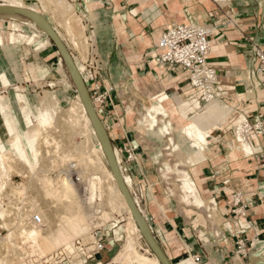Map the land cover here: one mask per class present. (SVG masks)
Listing matches in <instances>:
<instances>
[{
  "label": "crops",
  "instance_id": "0c3cea01",
  "mask_svg": "<svg viewBox=\"0 0 264 264\" xmlns=\"http://www.w3.org/2000/svg\"><path fill=\"white\" fill-rule=\"evenodd\" d=\"M90 1V4L95 6L93 11L96 12V18L105 33L100 37L108 45L107 56L97 54L100 59L98 61L101 62V70L96 69L94 72L100 74V77H102L101 73L104 72V68H117L116 64L122 63L123 72L126 73L124 76L133 77L139 94L150 99L152 95L165 92L171 98L174 96L172 99L176 105H179V100L183 99L182 104L177 106L179 110L185 108L187 112L192 113L200 108L198 102L200 91L191 86L189 74L181 67L158 65L155 62L156 44L163 31L176 23L194 22L210 25L220 22L218 31L212 39L210 61L221 71L219 80L225 91L223 100L233 104L237 108V113L242 111L248 117L261 115L264 119V105L258 100L243 95L245 91L241 92L237 84L240 80L241 66H243V53L240 52L244 43L242 37L245 39L249 35L256 37L258 30L256 17L245 15V18L237 20L241 27L238 29L228 21L229 17L232 18V14L228 15L227 12L232 9L228 11L222 8L216 0H159V4H146L149 0ZM81 9L85 11L83 7ZM39 10L59 30L49 15L42 8ZM10 23L8 17H0L2 37V41L0 40V79H2L4 68L10 80L9 83L13 84L18 82V75L21 72H18V68L20 67L11 65L2 58V42L9 43L7 32L10 31ZM9 33L11 34V31ZM47 35L50 43L38 51H34L30 45L27 56L22 57L25 63L22 74L30 78L29 81L33 76L40 83L45 84L53 81L52 78L57 76L60 83L61 80L64 81L67 78L68 67L58 44L50 34ZM62 42L69 45L65 38ZM96 84L92 80L93 89ZM22 90L24 94L8 91L0 84V102L7 106L10 104L7 112L18 129L19 126L26 124L24 123V112L18 103H6L5 99L11 100L13 96L20 94L26 95L32 101L35 95L30 92L29 85L23 86ZM76 90L78 91L77 87ZM113 90V88L110 89V101L106 103L107 107L104 106L106 108L103 110L107 114L106 123L110 142L116 147H121L120 150L125 152L128 164L124 163V169L141 185L140 202L146 211L147 222L172 264L192 259L195 254L202 255V264H235L237 258L242 259L247 253L255 252L262 246L264 248V136H251L248 141L253 151L246 153L242 147L237 149L233 135L227 132L226 127L229 120L226 123L218 121L207 129L213 135L214 131L216 133L213 139L209 140L204 152L200 153L195 148V152L201 159L196 162L195 167L189 169V173L204 198L213 200L217 207L223 221L218 235L215 230L210 231L208 219L201 211L191 209L192 211L183 215L176 209L170 208L168 202L164 204L165 198L159 187L162 183L155 175L154 168L148 167L144 160L147 154L149 156V152L146 151L139 135L132 133L128 123L120 118L119 112L121 113L123 107L118 99L119 93ZM53 92L60 100L66 97L65 91H61L60 88ZM193 97L197 99L187 100ZM168 102L167 97L160 98L155 104L157 110L155 112H159V109L163 107H171ZM223 124L224 126L221 127ZM169 126L170 124L165 125L168 131ZM7 132L4 114L0 108V136L6 137ZM97 139L100 142L102 156L108 157L99 134ZM189 141L191 147L194 148L196 140L189 139ZM232 142L233 144L230 145ZM116 163L119 168L117 160ZM111 167L113 168L112 165ZM150 187L154 189L152 196L148 192ZM162 205L166 208L164 209ZM202 232L210 239V247H207L200 239ZM172 237L180 239L182 250L178 254L171 252L173 247L176 248ZM240 242L244 245L245 255L238 250Z\"/></svg>",
  "mask_w": 264,
  "mask_h": 264
},
{
  "label": "rangeland",
  "instance_id": "374dc122",
  "mask_svg": "<svg viewBox=\"0 0 264 264\" xmlns=\"http://www.w3.org/2000/svg\"><path fill=\"white\" fill-rule=\"evenodd\" d=\"M9 1L10 0H0V3H7ZM17 1H20L21 3L23 2L22 5L24 4V6L25 5L27 6L26 7L27 8V12H26L27 15H25V16H23V15L22 16L21 15L20 16H12L11 15L10 16L8 14H1L0 13V17H8V21L11 22L9 24V27H10L9 29L11 31V34L9 33L10 31L7 32V35H8L7 41H9V43L4 44L2 42V47H3L2 58H3V60H7L8 63H10L9 60L6 58V55H5V46L11 45V44L16 45L18 48V51H19L18 60L20 63L18 66V67H20V68H18L19 69L18 72H20V71L21 72L18 75V82H14L13 84L9 83L10 80L7 77L6 71L2 72V79H0V84H2L4 89H6L8 91L9 90L14 91V92L16 91V93H20V94H24L23 90H22L23 86L25 87L28 84L29 88L31 90L30 92L35 95L32 98V101L28 97H26V95H18L16 97L13 96V98L11 100L5 99L6 103H8V102L18 103V106L21 108V110L22 111L25 110V112H24L25 117H27L28 112H30L29 115L32 114V118L35 115L38 119H39L38 116H39L40 112L47 114L46 119L49 120V123L47 125H45L46 127L43 126L45 128V130L43 132L39 129L41 132L38 133V135H40L38 137V139L40 138L39 139L40 143H39V141H38V143H39V145H41L40 148L43 150V152L41 150V152H42V155H41L42 161L41 162L42 163L41 162L40 163L42 165H40V167L42 166L41 168L44 167L46 170L44 173L39 172V175L42 174L45 177H50L51 179H53V177L55 178L59 173L60 168L58 166H60V167L62 166L64 168H67L68 159H67V162H66V160L63 161L62 155H68V154L71 155L73 153L71 150H74L73 147L76 145V143H78V142L82 143V141H81L82 140L81 139L82 134L85 135V136L83 135L84 138H83V136H82V138L85 139V141L87 140V142H85L86 147H87V145H90V147H91L90 149L93 153L97 152L96 151V150H98L97 147H99L98 145H100V142L97 139V135H98L97 127L98 128L103 127L106 130L108 141L110 140L108 125L106 123L107 114H105V112H103V110H104V108L107 107L106 103L110 101V97H111L110 89L113 88L114 90H116L119 93L118 99L121 101V107H123V110H121V113L119 112L120 118L123 119V121L125 120V123H128V125H129L128 127L131 129L132 133H137L139 135V139L141 141H143L146 151L149 152V156H147L148 155L147 154L146 157L144 158V160H145V163H147L148 167L150 166V167L154 168V170L156 172L155 175L158 177L159 181H161V183H162V184H160L159 187H160V190L162 191L163 198H165L164 204L166 202H168V206L170 208L176 209L178 212H180L183 215H185L188 211H192L191 209H196V211H201L202 213H204L206 215V217L208 219L210 231L215 230L216 234L219 235L218 230H219L220 226L222 225L223 221H222V218L220 217V214L217 210V207H216L214 201L204 198V196L200 193L198 187L196 186L197 187V195L203 201V203H196V200H195L196 196L189 194L188 191L186 190V188L184 187V183L186 182L185 181L186 178L192 179L190 176V173H189V169L191 167H195L196 162H198L201 159V157L198 155V153L195 152L196 151L195 148L191 147V145H190L191 142L189 141V139H193V140H196V139L194 137H187V135L181 131L183 124H179L177 122V119H175V118H177V116L180 115V110L177 111L178 108L176 107V109L172 110V112L173 111L174 112L171 115H166L164 112H161V111H159V112L151 111L148 107L149 106L148 104L150 103V99L146 98L143 94H139L137 92L136 81L133 79V77H128V76L125 77L124 76V74H126V73L123 72L122 63H117L116 64L117 68H111V69L104 68V70H103L104 72L101 73L102 77H100L99 76L100 74H98L97 72L96 73L94 72L96 69H98L97 71L101 70V67H100L101 62L98 61L99 57L97 54L102 55L103 57L107 56V48H108V45L105 44V40L102 37H100L105 33L103 32L102 26H100V22H99L98 18H96V14H95L96 12L93 11V9L95 8L94 4H90V2H91L90 0H62L63 4L60 7L59 4H56V2H54L53 0H30L29 2L26 0H17ZM52 1L56 5L51 4ZM152 3L155 4L156 1L155 0H149L146 2V4H152ZM216 3H218L219 6L221 5L222 8H224L228 11H230L232 9L230 12H227V13H228V15H229V13L232 14V18L235 21H237L241 18H245V15H248L247 17H256L258 20V23H257L258 30H257L256 37L254 36L255 37L254 39L262 47L264 46V0H226V1L225 0H223V1L216 0ZM82 7L85 9V11H82V9H81ZM39 8H42V10H44V12H46L49 15V18H51L54 21V25H56L59 30H57L51 24V22H49V20L41 12V10H39ZM30 10H34V12L33 13L28 12ZM77 11H79V13H77ZM35 12L40 13L42 15V18L45 19L48 23H50V26L55 30L56 34L59 36V38L61 40H63V38H65V41L68 42L69 45L65 44V46L68 50V53L71 56V58H68L69 67H71V69L73 71L75 70V72H74L75 76L77 73L78 77L76 76V78H77L78 82L81 83V86H83V89H85V92H82L80 94V92L76 90V86H75V83L73 81V78H71V74L69 72V69L67 72V74H68L67 78H65L64 81L61 80L60 83L58 82L57 76L53 77L55 79L52 78L53 81H50V82L45 84V83H40L38 81V79H36V77H33V76H31L32 79H31V81H29L30 78H28L27 76L22 74L23 73L22 69L23 70L25 69V66H24L25 63H24L22 57L27 56V53H28L27 51H29V49L31 48L30 45L32 46L34 51H38V50L44 48L47 43H50L49 36L47 35L48 30L46 29L48 27V24L46 23V21H45V23H43L44 21L42 19H36L34 16H32V15H35L34 14ZM242 15L244 17H241ZM71 17L73 18V20L75 22L71 19ZM69 18L71 19V21ZM78 19H80L81 21ZM13 22H16L18 24L14 25ZM68 22H70V23H68ZM44 24H45V26H44ZM70 24H72V25L69 26ZM15 26H17V27H15ZM76 37H78V38L76 39ZM90 38L92 39V41L89 40ZM0 40L2 41L1 34H0ZM242 40L244 43L241 46L240 52L243 53V56H242L243 57V64H242L243 66H241L242 70H241L240 76H239L240 80L237 82V84L239 86V90L241 92L245 91V93H243V95H245L251 99L258 100V101H260V103L262 105H264V87L261 84L258 77H256L250 69L252 49H251V47H249L246 44L247 39H245V37H242ZM82 41H83V43H82ZM92 52H94L96 54V56L92 55ZM97 63L99 65H97ZM92 80H94L97 83L95 85L94 89H93V86H91ZM241 86H243V88H240ZM58 88H60L61 91H65L66 97H64V100L63 99L60 100L59 97L56 95V93L53 92V90H55V89L57 90ZM86 89L88 90V92L86 91ZM39 91L41 93H38ZM88 93H89V95H88ZM195 99H197V98L196 97L187 98L188 101H193ZM218 99L220 100L221 108L222 109L227 108V110H229L228 118L221 120V123H226L229 120V124L226 127L227 132H231L230 135H233V138L235 139L236 147H242L243 148L242 142H240L239 138H238L237 127H239V121L241 122L245 118L250 120V117H248L242 111L237 113L236 112L237 108L233 104L227 103L222 98L218 97V98L213 99L212 101H210L208 103H200L201 107L192 111V113H190L189 115H191V114L195 115V113H197V112H203L204 108L207 105L214 102V100H218ZM221 100H223V102ZM0 104L4 105V103H2V102H0ZM72 104H73V106L75 104H77V105L82 104V106H80L82 108H79V110L81 109L83 114L81 115V112L77 109L78 108L77 105H75V108L77 109V112H76V109L72 108L73 107ZM5 106H7V105H5ZM8 106L10 107V104H8ZM69 106H70V108H69ZM104 106H106V107H104ZM0 107L3 108L2 106H0ZM7 108L8 107H6V109L3 108L1 111L4 112V113L2 112L4 114V119L7 120L6 119V115H7L8 120H10V122H11L13 119L11 117H9L10 114L7 112ZM66 108L67 109L69 108V109L66 110ZM52 109H53V111H52ZM73 109L75 110V113H77V114L80 112V114H78L79 116L81 115L79 117L80 120L82 118L81 121L86 122L85 128H84V123H83V129L85 131L88 130V132H89L88 135L85 131H82L83 129L80 130V128H77L78 131H76V133L72 132V131H74V128H71V125L73 124V120L70 117V115L74 113ZM69 110H71L72 113L69 112ZM65 111H68L67 114H69V115H67L65 113ZM26 112H27V114H26ZM54 112L57 114H55ZM91 114L93 115V117ZM66 115L69 117H67ZM96 115L98 118L96 117ZM182 115L187 116L185 114H182ZM53 116H54V118H53ZM254 117H258V115L254 116ZM64 118H67V119L70 118L69 120H72V121L69 122V120H66ZM38 119H36V120L33 119L34 125H39V123H37V121H40V119L39 120ZM84 119H85V121H83ZM92 119H94L96 121H94ZM251 119H253V118H251ZM24 121H25L24 123H26V124L19 126V129L21 130V133L23 134V136L25 138L27 136V133L29 132L28 126H27V125H29V120L24 118ZM27 122H28V124H27ZM95 122L97 123V125ZM98 122H99V124H98ZM215 122L217 123V121H215ZM12 124L15 127H17L16 124H14V121H12ZM100 124L102 126H100ZM166 124H170L169 131L165 129ZM68 126H70V128ZM223 126H224V124L221 125V127H223ZM40 128H41V126H40ZM86 128H88V129L86 130ZM70 129L71 130L73 129V130L71 131ZM162 129H163V131L161 132ZM42 130H43V128H42ZM77 132H79V135ZM81 132H85L86 134L81 133ZM44 133H46V134H44ZM215 133H216V131H214V135H215ZM41 134L42 135L44 134V136L42 137ZM47 134H48V136H47ZM214 135L211 134L210 140L213 139ZM255 135H256V133L254 132V133H252L251 136H255ZM45 136H47V138L50 140L48 141ZM50 136L52 139L50 138ZM87 136H89L90 139H86ZM4 139H5V137L0 136V142H3ZM6 139L11 140V136L8 137L6 135ZM8 140L5 141V143L11 142ZM245 140L247 142H249L248 139H245ZM86 143H88V144H86ZM232 143H230V145H232ZM110 145L112 147L113 154H114L116 160L118 161V166H119L118 172H117V170L116 171L113 170V168L111 167L112 163L110 162V160L107 156L106 157L103 156V160L106 163V165L109 167V170H112L111 176H113L115 178V180L119 183L118 185L120 186V189H122L121 191H123L124 195H127L126 196L127 199L129 196H130V198H132L135 206L138 208V210L140 212V215H142L141 217L144 218V220H146V223H148L147 222V216L145 213L146 211L144 210V207H143L142 203L140 202V194L142 193L141 185L138 184V182H137L138 180L133 179V175L130 176L129 173H127L124 169V163L128 164L127 158L125 156V152H122L120 150L121 147H116L112 143H110ZM129 149H130V147H129ZM88 150H89V148H88ZM88 150L86 148L87 152H89ZM99 151L101 152V150H99ZM64 152H65V154H62ZM66 153H68V154H66ZM106 155H108V154L106 153ZM58 156L60 157L59 161H58V159H59ZM106 158L108 159V161ZM6 159H7V163H9V164H7V166L11 165L10 167H8V170L10 169V178L7 179L11 183H9L6 180V178L4 179L5 181L3 180L4 185H6L7 188H6V191H5V189L3 190L4 194L2 193L1 207L0 208H2V210L4 208L9 210V208H10V210L7 212V210L4 209L6 211V212H4V214H5L4 216H1V214H0V237L1 238L7 237L4 235L8 234L7 232H9V228L10 229L12 228L11 230L13 231L14 229H17V228L21 229L20 227H22L23 224L26 225L28 222H29V224H27V225L33 224V223H31V218L34 215L32 213H34V212L38 213V211L33 210V212H28L29 214L27 213V216L25 214L22 215L23 212L20 213V211H23V210H21V203L22 202L27 203L30 207L31 206L30 205L31 204L30 198L38 197L36 199L39 200V198L41 197L40 195L42 194V198H40V199H44L46 201V202H44V200H41V201H43V202H41L42 206H44L46 203H48V205H49V206L47 204L45 205L47 207L46 209L42 207L43 210L48 212V208L50 209L53 207L52 209H50V211L54 212L53 209L58 208V210L57 209L55 210L56 212H54L53 215H55L57 212H58V214H62L59 212H62V210L64 211V207H65L64 205L66 202L65 201L66 197H63V196H61L63 199H61V197L57 196V198L61 199V202H60V199H58V201H55L57 198L53 194H52V196H54V197H52V198H51L50 194L48 196H44V195H47L48 193L45 194V192L43 191L45 189H42L40 187L42 182L37 177L36 178L40 181V184L37 183L38 181L37 182L35 181V182L38 184L39 190L37 189L38 188L36 186L37 184L36 185L33 184V186L34 185L35 186L34 187L32 185H31L32 187L30 186L31 191H29L30 190L29 189L28 192H25V193L23 192V194L21 193L19 197H18V195L16 196L14 194H13L14 196L11 195V192L13 191L14 187H18V186H21L23 184L26 185V182L28 184L29 183L28 181L30 179L28 177H26V174H25L28 171L27 168L25 167V165H23L21 163V161H19L18 158H15V157L9 155V156H7ZM6 159H5V161H6ZM61 161H62V163H61ZM63 162L66 164H64ZM54 163H55V165H53ZM59 163H61V165H58ZM75 163H77L76 158H75ZM95 172L96 171H92V173H91V172L86 171L85 173L86 174L88 173L87 176L89 178H91L92 176H95V177L98 176V177L102 178V180H104L102 174L96 172L98 174L97 175ZM86 174H85V176H86ZM28 176L29 177L32 176V173H30V175L28 173ZM87 176H86L87 179L85 178L86 180L82 179V181L84 183L79 184L80 181H78V189L79 190L77 191V193H78L77 196L80 194L79 196H81V197H78L79 202L82 203V208L85 207L84 211H86V213L88 214V219H89V221H91V224H92L94 222H99L97 220L98 219L100 220V216L103 214L104 211H108L109 208H108L106 201H105L104 189H102V188L96 189V193H97V199L95 201L96 203L95 204L91 203L88 205L89 196L91 195V192L93 190H90L92 188L89 186L90 183H89V181H87L89 179ZM95 177H92V178H95ZM36 178H34V179H36ZM27 179H29V180L27 181ZM120 179H122L121 182H119ZM6 182H7V184H6ZM33 182H34V180H33ZM81 184H82V186H81ZM42 185H43V183H42ZM12 186H13V189H11ZM10 189H11V191H10ZM38 191H41V193L38 194ZM33 192H34V194H33ZM148 192H149L150 196H152L154 194V189L150 187ZM101 195H102V197H101ZM24 197H26V198H24ZM47 198H48L49 202H47ZM54 198H56V199H54ZM84 198H85V200H84ZM50 200H52L51 201L52 203H50ZM39 202H40V200H39ZM62 202L64 204H62ZM104 202H105V204H104ZM137 203H139V204H137ZM93 204L95 206H93ZM62 206H64L63 209H62ZM162 206L164 209L166 208L164 205H162ZM213 206H215V207H213ZM91 209H93V211ZM12 210L15 212L13 213ZM89 211H90V213H89ZM19 213H20V215L24 216V218L26 217L25 218L26 221L21 220V219L17 220ZM111 213L113 214L115 219H112V220L110 219V221H106L104 223L102 222L101 224L104 226L103 228H105L106 231H108L109 235L112 234V232L114 230L116 232L119 231V234L121 235L120 236L121 239H120L119 244L117 246L111 245V244H109V246H107L108 249H110L109 250V252L111 254L110 257L114 258V256L120 250L123 249V246H124L125 241H126L127 233L129 234V232H131V231L134 232L135 224L133 226V224H131L132 222L128 223V221H130V219L128 218L129 214L127 212L112 211ZM13 214H15L14 217L12 216ZM89 215H91L92 217ZM28 216H29V218H28ZM92 218H94V219H92ZM142 218H140L141 222L143 221ZM95 219H96V221H95ZM101 219L104 221L103 217H101ZM134 219H135L134 221L136 222L137 226L140 228V230H142L141 227L138 225V221H137L135 216H134ZM93 220H94V222H93ZM5 223H6V225H5ZM142 223L144 224V222H142ZM101 224H99V225H101ZM129 224H130V227L128 226ZM126 226H128L129 228H127ZM13 227H15V228H13ZM97 227H99V226H97ZM148 227L151 231H153L149 224H148ZM90 228L94 229V224H92V227L90 226ZM18 229L15 231H18ZM20 234H21L20 230L18 231V233L17 232H14V234L12 233V236H15L13 238V241H14V245H12L13 247L10 245V242L8 244V243L4 242L5 240L4 241L1 240L2 242L0 241V245H1L0 247L3 246L2 247L3 249L9 250L12 247V249L8 251L9 254H7L8 252L6 253L7 255H9L5 259L7 264L8 263L9 264L10 263L11 264H13V263L14 264H21V263L27 264V258L26 257H29V256L36 254V253H39V252L33 251L34 247L31 245H33L34 243L31 240L29 241V239L25 242V238L23 240L24 236H22V234L20 236ZM134 235H136V236H134V240H135V242H137L136 243L137 246L135 248L140 253L145 254L149 257H153L154 255L153 256L150 255V253H149L150 251L147 252V250H146V249H149L147 246L146 239L144 237L143 238L139 237L140 235L138 236L137 233ZM153 235H154V233H153ZM86 236L89 237V235H86ZM16 239H17V241H16ZM200 239L202 240V242L207 247H210V244H211L210 239H208V236H205L203 232L201 233ZM14 246H16V247L14 248ZM17 246H19V248ZM261 248H263V246L260 247L259 249H256L255 251L260 250ZM136 249H135V251H137ZM263 249H261V250H263ZM180 250H182V248ZM51 251H53V250H51ZM151 251H152V249H151ZM11 252H14V254ZM15 252H16V254H15ZM47 253H50V251H47L46 254ZM20 254H22V255H20ZM39 254L43 255V253H39ZM249 256H250V253H247V255L245 257L243 256L242 259L237 258L235 264H247L249 261ZM8 261H10V262H8ZM125 262H127V261H125ZM186 264H195V263H194L193 259H191V262L188 260V261H186Z\"/></svg>",
  "mask_w": 264,
  "mask_h": 264
},
{
  "label": "bare ground",
  "instance_id": "6f19581e",
  "mask_svg": "<svg viewBox=\"0 0 264 264\" xmlns=\"http://www.w3.org/2000/svg\"><path fill=\"white\" fill-rule=\"evenodd\" d=\"M54 2H56V4H59V6L61 7L62 6V4H63V1L62 0H53ZM53 1H52V3L51 4H54V5H56L55 3H53ZM156 1V3L155 4H159V0H155ZM221 1H223V0H221ZM226 1V0H225ZM51 2V1H50ZM23 3V2H22ZM22 3L20 2V1H17V0H10L9 2H7V3H0V9H6L5 10V12H3V13H1V14H8V15H12V16H25V15H27L26 14V12H27V6L25 5L24 6V4L22 5ZM58 6V5H57ZM58 6V7H59ZM28 12H31V13H33L34 12V10H30V11H28ZM7 15V16H8ZM74 16V15H73ZM159 18V17H158ZM70 19V18H69ZM71 19L73 20V18L71 17ZM71 19H70V21H71ZM75 19V18H74ZM78 20H80V19H78ZM74 21V20H73ZM77 21V20H76ZM81 21V20H80ZM166 21V20H165ZM75 22V21H74ZM78 22V21H77ZM14 23V25H17L18 23H16V22H13ZM67 23V22H66ZM68 23H70V22H68ZM72 24H70L69 26H71ZM15 27H17V26H15ZM14 28V27H13ZM72 28V27H71ZM71 30V29H70ZM73 34V33H72ZM78 37H76V39H77ZM75 39V38H74ZM76 41V40H75ZM80 41V40H79ZM81 42V41H80ZM85 42V41H84ZM82 43H83V41H82ZM82 45V44H81ZM5 55H6V58L9 60V62H10V64L11 65H19V62H18V57H19V51H18V48H17V46L16 45H14V44H11V45H7V46H5ZM226 64V63H225ZM2 72H5V69L3 68V70H2ZM80 88H81V90H82V92H85V89H83V86H81V83H80ZM240 88H243V86H241ZM150 93V92H149ZM153 94V93H152ZM20 95V94H19ZM162 97H167L168 99H169V102H168V104H170L171 105V107H163V109H159L160 111H162V112H164L166 115H171V114H173V112H172V110L173 109H176V107L177 106H180L181 104H182V101H183V99H181V100H179V102H178V104L179 105H176V103L173 101V97L171 98L168 94H166L165 92H162V93H160V94H155V95H152L151 97H150V103L148 104L149 106V109L151 110V111H157L156 110V107H155V104L159 101V99L160 98H162ZM21 98V97H20ZM80 100V99H79ZM222 102H223V100H221ZM81 102V101H80ZM75 103V102H74ZM73 103V104H74ZM73 104H72V106H73ZM79 104V103H78ZM200 104V103H199ZM71 105V104H70ZM75 105H77V104H75ZM75 105L72 107V108H75ZM0 106H2L3 108H5L6 109V107H8V106H5V104L3 105V104H0ZM80 106H82V104L81 105H77V109L79 110V108H82V107H80ZM56 107V106H55ZM200 107H201V105H200ZM225 107V106H224ZM1 108V107H0ZM3 108H1V110L3 109ZM69 108H70V106H69ZM68 108V109H69ZM25 109V108H24ZM27 109V108H26ZM67 108H66V110H68ZM76 109V108H75ZM77 109H76V112H77ZM172 109V110H171ZM72 110V109H71ZM71 110H69V112H71L72 113V111ZM10 111V110H9ZM52 111H53V109H52ZM56 111V110H55ZM73 111H74V113L73 114H71L70 115V117L72 118V120H73V124L71 125V128H74V131H72L71 129V131L73 132V133H76V131H78L77 130V128H80V130L81 129H83V123H84V128H85V123L86 122H82L81 120H82V118H81V120H80V116L83 114L82 113V111H81V109L79 110L80 112H81V115L79 116L78 114H80V112L77 114V113H75V110L73 109ZM91 111V110H90ZM176 111V110H175ZM177 111H179V108L177 109ZM3 112V111H2ZM23 112H25V110L23 111ZM67 112L68 111H65V113L67 114ZM4 113V112H3ZM29 113L30 112H28V114H27V112H26V114H27V117H25L26 119H28L29 120V125H27L28 126V133H27V136L24 138V136H23V134L21 133V131L20 130H18L17 129V127H15L13 124H12V121L10 122V120H8V118H7V115H6V119L7 120H5V123H6V126H7V136L9 137V136H11V140L9 139H6V137H5V139H4V141L3 142H0V207H1V199H2V193H3V190L5 189V191H6V188H7V186L6 185H4V182H3V180L6 178V180L7 179H9L10 178V169L8 170V167H10L11 165H9V166H7V164H9V163H7V156H13V157H15V158H18L19 159V161H21V163L23 164V165H25V167L27 168V172L29 173V175H30V173H32V176H28V173L26 172L25 174H26V177H28L29 179H27V181L29 182L28 184H27V182H26V185H21V186H18V187H14V189H13V186H12V188L11 189H13V193L11 192V195H18V197L20 196V194L22 193L23 194V192L25 193V192H28V190L30 189V186L32 185L33 186V184H37V183H39L40 184V181L43 183V185H42V183H41V188L42 189H45V190H43L44 192H45V194L46 193H48L47 195H44V196H48L49 194L51 195V198L52 197H54V196H52V194L53 195H55L56 196V198H57V196L58 197H61V196H63V197H66L64 200L66 201H64L65 202V207L64 206H62V209H63V207H64V211L62 210V212H59V213H62V214H58V212L55 214V215H53L54 214V212H56L55 210L57 209L58 210V208H56V209H53L54 210V212L53 211H50V209H52V208H48V212L47 211H45V210H43V208H47L45 205L47 204L48 205V203H46L44 206H42V204H41V202H43V201H41V200H44V199H40V198H42V194L39 196L40 198H39V200H40V202H39V200L38 199H36V198H38V197H32V198H30L31 199V206H30V209H29V211L30 212H33V210L34 211H38V213L41 215V217H42V220H43V224L41 225V226H36V225H33V224H31V225H27V224H29V222L26 224V225H24L23 224V226L22 227H20L21 229H18V231L20 230V232H21V234H22V236H24L23 237V240H24V238H25V242L29 239V241L31 240L34 244L33 245H31V246H33L34 248H33V251L34 252H39V253H43V254H46V252L47 251H50V252H52L51 250H56V249H58V248H60V247H62V246H68V245H70L76 238H78V237H81V236H86V235H89L88 233L90 232L89 230L91 229L90 228V226L92 227V224H94V228L95 227H97V226H100L99 224H101L102 222L104 223V222H106V221H110V219L112 220V219H115V217L113 216V214L111 213L112 211H118V212H127L128 214H129V219H130V221H128V223L129 222H132L131 224H133V226H134V224H135V228H134V232L133 231H131V232H129V234L127 233V237H126V241H125V244H124V246H123V249L122 250H120L115 256H114V260H115V262H118V263H120V264H125V263H128V264H133V263H138V264H162L161 263V260H160V258L158 257V255L154 252H152L150 249H146L147 250V252L148 251H150L149 253H150V255H154L153 257H149V256H147V255H145V254H142V253H140L135 247L137 246V242H135V240H134V236H136V235H134V234H138V236L139 237H141V238H145V236H144V234H143V232H141L142 230H140V228L137 226V224H136V222L134 221L135 219H134V216L136 215V214H139L140 215V212H139V210H138V208L136 207V211L135 210H133L134 208L130 205V202L128 201V199H127V195H124V193H123V191H121L122 189H120V186L118 185L119 183L115 180V178L113 177V176H111V172H112V170H109V167L106 165V163L104 162V160H103V156H102V154H101V152L99 151L100 150V145H98L99 147H97L98 148V150H96L97 152L96 153H93L92 151H91V147H90V145H87V147H86V145H85V142H87V140L85 141V139H83L84 138V134H82V136H83V138H82V136H81V141H82V143H76V145L73 147L74 148V150H71L73 153L71 154L70 152V154L71 155H69L68 153H66V154H68V155H62L63 157V161L64 160H66V162H67V159H68V165H67V168H64V167H60V166H58L57 168L59 169V173H58V175L54 178L53 177V179H51L50 177H45L44 175H39V172H41V173H44L46 170H45V168L43 167V168H41L40 167V165H42L41 163V155H42V152H43V150L40 148L41 147V145H39V143H40V141H39V139H38V137L40 136V135H38V133H40L41 131L43 132L44 130H45V128L44 127H46L45 125H47L48 123H49V120L48 119H46V116H47V114L45 113H43V112H40L39 113V119H40V121H37V123H39V125H34L33 124V119L34 120H36V119H38L35 115L33 116V118H32V114L31 115H29ZM55 113V112H54ZM168 113V114H167ZM55 114H57V113H55ZM182 114H185V115H187V116H184V115H182ZM190 113L189 112H187L186 111V109L184 108V109H182L181 108V110H180V115L179 116H177V118H175V119H177V122L179 123V124H183V127H182V132H184L188 137H194L195 139H196V142L194 143V148H197L198 149V151L200 152V153H203L204 152V150H205V147L209 144V140H210V136H211V134H212V132L211 131H207V129L208 128H210V127H212L216 122L215 121H221V120H223V119H226V118H228V116H229V110H227V108H221V105H220V100L218 99V100H214V102H212V103H210L209 105H207L205 108H204V110H203V112H197V113H195V115H193V114H191V115H189ZM53 115V114H52ZM65 115V114H64ZM67 115H69V114H67ZM66 115V116H67ZM92 115V114H91ZM25 116V115H24ZM57 116V115H56ZM9 117H10V115H9ZM67 117H69V116H67ZM92 117H93V115H92ZM53 118H54V116H53ZM38 119V120H39ZM64 119H66V120H69V119H67V118H64ZM48 120V121H47ZM72 120H69V122H71ZM94 120V119H93ZM245 120V119H244ZM243 120V121H244ZM27 121V120H26ZM83 121H85V119L83 120ZM94 121H96V120H94ZM243 121H239V123H240V125L242 124V122ZM35 122V121H34ZM67 122V121H66ZM96 123V122H95ZM15 124V123H14ZM27 124H28V122H27ZM68 124V123H67ZM71 124V123H70ZM98 124H99V122H98ZM96 125H97V123H96ZM40 126H41V128H40ZM44 126V127H43ZM67 126V125H66ZM73 126V127H72ZM100 126H102L101 124H100ZM69 128H70V126H68ZM42 128H43V130H42ZM41 131H40V130ZM88 128H86V130H87ZM97 129H98V134H99V137H100V139H101V141H102V143L104 144V149H105V152L108 154V157H109V159H110V161H111V163H112V166H113V169L116 171L117 170V172H118V168H117V163H116V159L114 158V156H113V153H112V150H111V147H110V145H109V142H108V139H107V135H106V132H105V130L103 129V127H97ZM82 131H85L84 129L82 130ZM86 133H87V135H88V130L87 131H85ZM85 132H81V133H85ZM78 133V135H79V132H77ZM85 133V134H86ZM44 134H46V133H44ZM44 134L42 135V137L44 136ZM38 135V136H37ZM47 136H48V134H47ZM47 136H45L46 137V139L49 141L50 139H48L47 138ZM88 137V138H87ZM86 137V139H90V137L89 136H87ZM50 138H51V136H50ZM52 139V138H51ZM11 141L10 143H5V141ZM84 140V141H83ZM38 141H39V143H38ZM80 141V142H81ZM89 141V140H88ZM239 141L240 142H242V146H243V149H244V151L246 152V153H250V152H252L253 151V148H252V146L249 144V142H247L245 139H244V137L242 136V135H240L239 136ZM239 143V142H238ZM86 144H88V143H86ZM233 144V143H232ZM61 146V145H60ZM92 146V145H91ZM95 146V145H94ZM87 148V150H88V148H89V152H87L86 151V148ZM93 147V146H92ZM60 148V147H59ZM235 148V147H234ZM62 149V148H61ZM93 149V148H92ZM237 149H238V147H237ZM41 150H42V152H41ZM95 150V149H94ZM91 151V152H90ZM61 152V151H60ZM63 152V151H62ZM95 152V151H94ZM62 154H65V152L64 153H62ZM6 157V158H5ZM59 157V156H58ZM76 158V161H77V163H75V158ZM5 159H6V161H5ZM60 160V157H59V159H58V161ZM62 160V159H61ZM56 161V160H55ZM41 162V163H40ZM61 163H62V161H61ZM61 163H59L58 165H61ZM64 163V162H63ZM64 164H66V163H64ZM53 165H55V163L53 164ZM63 165V164H62ZM77 168V170H76V172L75 173H73V171H72V169L73 168ZM38 170V171H37ZM52 171V170H51ZM86 171H88V172H91L92 173V171H96V172H98V173H100V174H102L103 175V178H104V180H102V178H100V177H98V176H92V177H95V178H89L88 176H87V174L85 173ZM95 172V173H96ZM116 172V173H117ZM75 174H77V176H78V178H76V177H72L73 175H75ZM85 174H86V176L89 178L87 181H89V183H90V187L92 188V189H90V190H93L92 192H91V195L89 196V203H88V205L89 204H91V203H96L95 201H96V199H97V193H96V189H98V188H102V189H104V192H105V201H106V204H107V206H108V208H109V210L108 211H104L103 212V214L100 216V220L98 219L97 221H101L100 223L99 222H94V220H93V222L94 223H92L91 224V221H89V219H88V214L86 213V211H84L85 210V207H83L82 208V203H80L79 202V198L78 197H81V196H77V191L79 190L78 189V181H80L79 182V184L80 183H84L83 181H82V179H85L86 178V176H85ZM97 174V173H96ZM120 174V173H119ZM98 175V174H97ZM119 176V175H118ZM117 176V177H118ZM40 180H38L37 178ZM34 178H36V179H34ZM87 179V178H86ZM85 179V180H86ZM33 180H34V182H33ZM84 180V181H85ZM121 180L122 179H120V181L119 182H121ZM5 181V180H4ZM8 181V180H7ZM37 183H36V182ZM82 181V182H81ZM186 182L184 183V187L186 188V190L188 191V193L189 194H192V195H194V196H196L195 197V200H196V203H203V201L198 197V195H197V184L192 180V179H186L185 180ZM9 182V181H8ZM9 183H11V182H9ZM8 183V184H9ZM32 183V184H31ZM124 183V182H123ZM6 184H7V182H6ZM34 185V186H35ZM31 186V187H32ZM33 186V187H34ZM37 187H38V184L36 185ZM81 186H82V184H81ZM80 186V187H81ZM9 187V186H8ZM36 187V188H37ZM125 187V186H124ZM83 188V187H82ZM11 189H10V191H11ZM38 190H39V187L37 188ZM101 190V189H100ZM99 190V191H100ZM29 191H31V189L29 190ZM33 191V190H32ZM37 191V190H36ZM82 192V191H81ZM86 192V191H85ZM9 193V192H8ZM39 193H41V191H38V194ZM90 193V192H89ZM4 194V193H3ZM33 194H34V192H33ZM104 194V193H103ZM10 195V194H9ZM10 195V196H11ZM13 195V196H14ZM60 195V196H59ZM9 196V197H10ZM28 196V195H27ZM32 196V195H31ZM34 196V195H33ZM36 196V195H35ZM38 196V195H37ZM83 196V195H82ZM12 197V196H11ZM10 197V198H11ZM22 197V196H21ZM87 197V196H86ZM99 197V196H98ZM101 197H102V195H101ZM13 198V197H12ZM24 198H26V197H24ZM23 198V199H24ZM28 198V197H27ZM44 198V197H43ZM46 198V197H45ZM49 198V197H48ZM48 198H47V202H49V200H48ZM56 198H54V199H56ZM128 198H130V197H128ZM58 199H60V198H57L55 201H58ZM61 199H63L62 197H61ZM61 199H60V202H61ZM83 200V199H82ZM84 200H85V198H84ZM52 200H50V203H52L51 202ZM12 202V201H11ZM10 202V203H11ZM44 202H46L45 200H44ZM59 202V203H60ZM83 202V201H82ZM13 203V202H12ZM49 203V204H50ZM58 203V202H57ZM86 203V202H85ZM98 203V202H97ZM3 204V203H2ZM15 204V203H14ZM62 204H64L63 202H62ZM84 204V203H83ZM93 204V206H95ZM104 204H105V202H104ZM12 205V204H11ZM58 205V204H57ZM200 205V204H199ZM49 206V205H48ZM52 206V205H51ZM56 206V205H55ZM59 206V205H58ZM84 206V205H83ZM202 206V205H201ZM43 207V208H42ZM61 207V206H60ZM213 207H215V206H213ZM55 208V207H54ZM106 208V207H105ZM133 208V209H132ZM5 209V208H4ZM2 210V208H0V214H1V216H4L5 214H4V212H6L5 210H7V209H5V210ZM18 209V208H17ZM59 209V210H60ZM94 209V208H93ZM93 209H91L92 211H93ZM9 210H10V208H9ZM9 210H7V212L9 211ZM20 210V209H19ZM60 210V211H61ZM102 210V209H101ZM13 211V210H12ZM52 213H50V212ZM11 212V211H10ZM17 212V211H16ZM34 213H36V212H34ZM34 213H32V214H34ZM51 215H50V214ZM89 213H90V211H89ZM17 214V213H16ZM23 214V213H22ZM29 214V213H28ZM31 214V213H30ZM58 214V215H57ZM134 214V215H133ZM26 216H27V214H25ZM53 215V216H52ZM89 216H91V215H89ZM95 216V215H94ZM142 215H140L139 217L140 218H142L141 217ZM92 217V216H91ZM101 217H103V219H104V221L101 219ZM136 217V216H135ZM26 218V217H25ZM28 218H29V216H28ZM99 218V217H98ZM137 218V217H136ZM12 219V218H11ZM92 219H94V218H92ZM91 219V220H92ZM143 219V221L142 222H144V224H145V220H144V218H142ZM17 220H18V218H17ZM22 220V219H21ZM141 220V219H140ZM95 221H96V219H95ZM138 221V220H137ZM22 222V221H21ZM90 222V223H89ZM18 223V222H17ZM20 223V222H19ZM23 223V222H22ZM32 223V222H31ZM15 224V223H14ZM5 225H6V223H5ZM18 225V224H17ZM102 225V224H101ZM8 226V225H7ZM16 226V225H15ZM129 227H130V224L128 225ZM128 226H126L127 228H129ZM18 227V226H17ZM46 227V228H45ZM132 227V226H131ZM146 227V226H145ZM13 228H15V227H13ZM126 228V229H127ZM12 229V228H11ZM10 228H9V232H7L8 234L7 235H4V236H7V237H3V238H1L0 237V241L1 240H5L4 242L5 243H8L9 244V242H10V245L12 246V245H14V241H13V238L15 237V236H12V233L14 234V232H17L18 233V231H15V230H17V229H14L13 231L11 230ZM146 229V228H145ZM128 232V231H127ZM173 232V231H172ZM113 233L115 234V236H116V238L120 241V239H121V235L119 234V231H113ZM145 233H147L146 232V230H145ZM21 234H20V236H21ZM16 235V234H15ZM178 236V235H177ZM18 238V237H17ZM20 238V237H19ZM146 239V238H145ZM172 239L175 241V245H176V248L175 247H173L172 248V250H171V252H172V254H178L181 250V248H182V245L180 244V239L178 240L177 238H175V237H172ZM16 241H17V239H16ZM22 241V240H21ZM2 242V241H1ZM19 242V241H18ZM147 242V241H146ZM155 243V242H154ZM17 244V243H16ZM6 245V244H5ZM1 246V245H0ZM10 246V247H11ZM3 247V246H2ZM2 247H0V264H7L6 263V261H5V259H6V257L7 256H9V255H7V254H9V250H11L12 249V247L9 249V250H7V249H3ZM6 247V246H5ZM16 246H14V248H15ZM18 248H19V246H17ZM149 248V247H148ZM135 249L137 250V251H135ZM7 250V251H6ZM14 250V249H13ZM12 250V251H13ZM16 250V249H15ZM19 251V250H18ZM8 252V253H7ZM165 252V251H164ZM7 253V254H6ZM11 253H13L14 254V252H11ZM20 253V252H19ZM24 253V252H23ZM27 253V252H26ZM15 254H16V252H15ZM25 254V253H24ZM28 254V253H27ZM251 255H250V259H249V262H248V264H264V249L263 250H260V251H255V252H251L250 253ZM19 255V254H18ZM20 255H22V254H20ZM9 258V257H8ZM22 258V257H21ZM20 258V259H21ZM23 259V258H22ZM170 259V258H169ZM11 260V259H10ZM190 261L191 262V258H189V259H185L184 261H182V262H180L179 264H186V261ZM125 261H127V262H125ZM8 262H10V261H8ZM13 262V261H12ZM22 262V261H21ZM25 262V261H24ZM9 264V263H8ZM11 264V263H10ZM14 264V263H13ZM22 264V263H21Z\"/></svg>",
  "mask_w": 264,
  "mask_h": 264
},
{
  "label": "built area",
  "instance_id": "2783aa9c",
  "mask_svg": "<svg viewBox=\"0 0 264 264\" xmlns=\"http://www.w3.org/2000/svg\"><path fill=\"white\" fill-rule=\"evenodd\" d=\"M228 21L241 29L239 23L231 17ZM219 24L220 22L210 25L194 22L176 23L163 31L156 44L155 62L158 65L178 66L185 70L189 74L191 86L200 91L199 103H208L218 97L223 99L225 96L224 87L219 80L221 71L210 61L212 39L218 31ZM246 38V44L252 49L250 69L264 87V46L255 41L254 35ZM89 40L92 41L91 38ZM92 55L96 56L94 52ZM254 132L258 136H264V119L261 115L250 117V120L245 118L237 127L238 138L242 135L244 139H249ZM76 170L77 168L74 167L73 173ZM72 177L78 178L77 174ZM29 209L27 203H21L23 211L20 213L27 214L30 212ZM20 213L18 219L25 220ZM12 216L14 217L15 214ZM31 222L33 225L41 226L43 224L41 215L34 213ZM103 227L100 225L91 229L89 237H78L68 246H62L47 254L36 253L26 257L27 264H120L110 257V249L107 247L109 244L117 246L119 240L113 232L109 235ZM147 246L151 248L148 242ZM238 250L245 255L243 243H239ZM192 259L195 264H202L201 254L193 255Z\"/></svg>",
  "mask_w": 264,
  "mask_h": 264
},
{
  "label": "water",
  "instance_id": "95a60500",
  "mask_svg": "<svg viewBox=\"0 0 264 264\" xmlns=\"http://www.w3.org/2000/svg\"><path fill=\"white\" fill-rule=\"evenodd\" d=\"M5 10L6 9H0V13H3V12H5ZM35 15H32V16H34L36 19H42L43 21V23H45V19H43L42 18V15L40 14V13H38V12H35L34 13ZM31 16V15H30ZM46 23L48 24V27L46 28L47 30H48V34H50L52 37H53V39L56 41V43L58 44V47H59V49L61 50V52H62V54H63V56H64V58H65V60H66V64H67V67H68V69H69V72H70V74H71V76H72V78H73V81H74V83H75V85H76V87H77V89H78V91L80 92V94L82 93V90H81V88H80V83L78 82V80H77V78H76V76L78 77V75H77V73H76V76H75V74H74V72H75V70L73 71L72 69H71V67H69V62H68V58H71V56H70V54L68 53V50H67V48H66V46H65V44L62 42V40L59 38V36L56 34V32L54 31V29L50 26V24L46 21ZM44 26H45V24H44ZM86 91L88 92V90L86 89ZM83 95V94H82ZM88 95H89V93H88ZM96 117H97V115H96ZM98 118V117H97ZM93 120V119H92ZM99 120V119H98ZM100 121V120H99ZM109 142V145H110V140L108 141ZM110 147H111V145H110ZM111 149H112V147H111ZM130 197V196H129ZM128 200H129V202H130V205L134 208H132L133 210H135L136 209V206H135V204H134V202H133V200H132V198H128ZM136 211V210H135ZM137 212V211H136ZM137 218V220H138V225L141 227V229H142V232H143V234H144V236H145V238H146V240H147V242L150 244V246H151V248L153 249V251L158 255V257L160 258V260H161V262H162V264H172V262H171V260L167 257V255H166V253L164 252V250L162 249V247L159 245V243L157 242V240H156V238H155V236L153 235V233H152V231L149 229V227H148V223H146L145 222V224H143L142 222H141V220H140V215L139 214H136L135 215ZM146 226V227H145ZM146 228V229H145ZM145 230H146V232L147 233H145ZM155 242V243H154Z\"/></svg>",
  "mask_w": 264,
  "mask_h": 264
}]
</instances>
